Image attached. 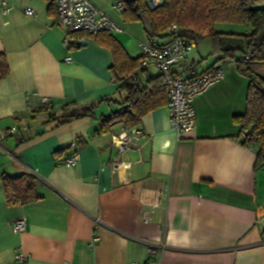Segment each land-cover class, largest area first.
I'll return each mask as SVG.
<instances>
[{
  "label": "crops",
  "instance_id": "0c3cea01",
  "mask_svg": "<svg viewBox=\"0 0 264 264\" xmlns=\"http://www.w3.org/2000/svg\"><path fill=\"white\" fill-rule=\"evenodd\" d=\"M6 1L9 13L0 0V52L10 69L0 80V264H154L149 244L157 241L166 246L159 264H264V168L255 171L256 149L240 142L235 117L246 110L250 81L238 64L214 55L209 38L196 45L172 68L175 75L219 64L225 70L195 100L196 128L179 139L164 105L142 119L141 150L122 155L112 138L128 129L123 122L103 129L101 120L121 111L125 98L112 51L88 36L70 37L67 50L69 32L48 0ZM93 2L124 30L110 35L142 58L141 43L152 39L147 17L129 22L113 8L116 0ZM160 75L140 65L126 77L145 83ZM43 98L50 106L41 114ZM70 103H99L96 119L56 127ZM73 153L79 160L69 166ZM24 174L35 176L40 200L9 206L1 178ZM22 218L27 230L16 234L13 223ZM19 253L24 263L16 261Z\"/></svg>",
  "mask_w": 264,
  "mask_h": 264
},
{
  "label": "trees",
  "instance_id": "16d2710c",
  "mask_svg": "<svg viewBox=\"0 0 264 264\" xmlns=\"http://www.w3.org/2000/svg\"><path fill=\"white\" fill-rule=\"evenodd\" d=\"M48 1L50 14L56 17L57 0ZM124 1L127 6L124 17L127 21L140 22L147 17L150 23L148 37L167 38L169 29L176 24L182 38L197 46L209 38L214 55H218L220 60L235 61L238 64L240 72L250 81L246 110L235 117V122L242 127L243 135H247L240 142L246 147L256 149L255 171L264 168V33L261 29L264 9L255 10L257 7H264V0H165L163 5L155 9L149 7L147 0ZM218 24L250 25L253 31L250 34L225 33L217 30ZM69 36L75 39L95 37L99 45L113 53L112 69L120 84L119 92L124 93L125 98L121 103V111L101 118L103 129L109 128L115 122H123L128 130L138 128L147 114L167 105L162 75L145 83L140 79L136 81L126 77L140 67L142 58H132L112 35L101 33L94 36L85 32H74ZM228 37L243 40L244 47L227 46L225 40ZM247 57L250 59L247 60ZM253 66H261L263 73L255 71ZM9 71L6 55L0 52V80ZM99 103L86 106L75 103L66 105L57 119L56 127L77 120L96 119L95 112ZM48 112L47 106L38 111L41 114ZM1 179L9 206L28 205L40 200L34 175H3Z\"/></svg>",
  "mask_w": 264,
  "mask_h": 264
},
{
  "label": "built area",
  "instance_id": "2783aa9c",
  "mask_svg": "<svg viewBox=\"0 0 264 264\" xmlns=\"http://www.w3.org/2000/svg\"><path fill=\"white\" fill-rule=\"evenodd\" d=\"M164 1L147 0V3L151 9H155L163 5ZM2 5L4 12L9 13L10 8L6 0H3ZM113 8L119 13H124L127 6L124 0H117ZM25 13L28 16L36 14L31 7L26 8ZM56 22L63 26L69 34L85 32L96 36L101 33H124L123 28L107 12L97 6L93 0H57ZM167 39L166 42H162L160 38L155 37L146 43H141V69L149 70L155 68L161 73L167 95L171 130L179 139H182L190 135L196 128L197 112L194 106L195 100L223 80L225 78V70L224 66L219 64L205 71H196L187 76L175 75L172 72V68L190 58L196 45L180 36L179 28L176 24L169 29ZM64 45L67 50L71 49L70 36L65 39ZM249 59L247 57V60ZM67 61H71V59L68 58ZM42 105L50 106L48 98L42 99ZM14 132L15 130L13 129L9 133L12 134ZM144 137L145 133L143 130L133 128L113 136L112 143L123 155L134 150H141ZM246 138L247 135L244 134L242 139ZM78 160L79 154L73 153L66 160V163L69 166H73ZM120 165L118 160L111 164L114 169H118ZM26 230V218L16 220L13 223L14 233L22 234ZM155 243H150L149 246L155 250L153 263L159 264L166 246L160 241ZM26 260L27 256L23 253L16 255V261L24 263Z\"/></svg>",
  "mask_w": 264,
  "mask_h": 264
},
{
  "label": "rangeland",
  "instance_id": "374dc122",
  "mask_svg": "<svg viewBox=\"0 0 264 264\" xmlns=\"http://www.w3.org/2000/svg\"><path fill=\"white\" fill-rule=\"evenodd\" d=\"M111 1H113V0H111ZM117 17H119V16L117 15ZM263 22H264V19H262V23H261V29H262V32L264 33V25L262 27V24H264ZM216 28L218 31H221V32L235 33V34H250L253 31L252 26L240 25V24H218ZM229 40H230V42H229ZM225 41H226L227 46L235 45V46H243L244 47V41L239 39V38H234V37L229 38L228 37V38H226ZM203 46H204L203 47L204 51L202 52V54H204V52L206 50V47H205L206 45L204 44ZM204 67L205 66L203 65V63H200L198 65V70H203Z\"/></svg>",
  "mask_w": 264,
  "mask_h": 264
},
{
  "label": "water",
  "instance_id": "95a60500",
  "mask_svg": "<svg viewBox=\"0 0 264 264\" xmlns=\"http://www.w3.org/2000/svg\"><path fill=\"white\" fill-rule=\"evenodd\" d=\"M128 2H134V1H136V0H127ZM264 9V7H257V8H255V10H263ZM88 44V40H83V41H81V46H86Z\"/></svg>",
  "mask_w": 264,
  "mask_h": 264
}]
</instances>
